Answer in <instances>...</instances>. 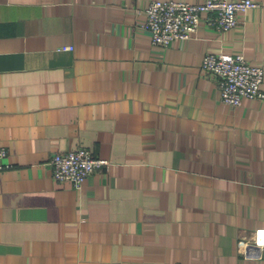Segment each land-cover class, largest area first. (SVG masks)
<instances>
[{
	"label": "crops",
	"instance_id": "0c3cea01",
	"mask_svg": "<svg viewBox=\"0 0 264 264\" xmlns=\"http://www.w3.org/2000/svg\"><path fill=\"white\" fill-rule=\"evenodd\" d=\"M151 1L0 0V264H264V103H224L201 67L264 68V0L167 46ZM80 147L107 162L56 180Z\"/></svg>",
	"mask_w": 264,
	"mask_h": 264
},
{
	"label": "built area",
	"instance_id": "2783aa9c",
	"mask_svg": "<svg viewBox=\"0 0 264 264\" xmlns=\"http://www.w3.org/2000/svg\"><path fill=\"white\" fill-rule=\"evenodd\" d=\"M256 5L255 0H153L145 8V27L151 43L167 46L175 39H185L199 26L201 14L207 12L218 28L230 29L236 25L242 12ZM202 69L219 77L221 99L226 104H239L243 98H258L264 103L262 86L264 68L250 62L240 53L208 52L203 56ZM7 149L0 145V160ZM107 161L96 158L85 147L55 152L49 159L56 180L70 181L80 187L89 174ZM4 165L0 163V169ZM254 243L264 245V229L254 232Z\"/></svg>",
	"mask_w": 264,
	"mask_h": 264
}]
</instances>
